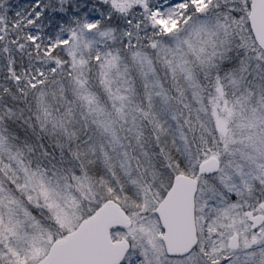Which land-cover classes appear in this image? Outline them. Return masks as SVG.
Segmentation results:
<instances>
[{
  "label": "snow or ice",
  "instance_id": "obj_1",
  "mask_svg": "<svg viewBox=\"0 0 264 264\" xmlns=\"http://www.w3.org/2000/svg\"><path fill=\"white\" fill-rule=\"evenodd\" d=\"M0 264H264V0H0Z\"/></svg>",
  "mask_w": 264,
  "mask_h": 264
}]
</instances>
